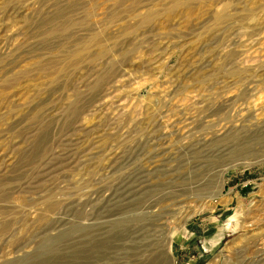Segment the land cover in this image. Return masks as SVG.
I'll use <instances>...</instances> for the list:
<instances>
[{
	"label": "rangeland",
	"instance_id": "rangeland-1",
	"mask_svg": "<svg viewBox=\"0 0 264 264\" xmlns=\"http://www.w3.org/2000/svg\"><path fill=\"white\" fill-rule=\"evenodd\" d=\"M147 231L264 264V0H0V264H130Z\"/></svg>",
	"mask_w": 264,
	"mask_h": 264
},
{
	"label": "bare ground",
	"instance_id": "bare-ground-1",
	"mask_svg": "<svg viewBox=\"0 0 264 264\" xmlns=\"http://www.w3.org/2000/svg\"><path fill=\"white\" fill-rule=\"evenodd\" d=\"M179 203V202H178ZM53 208V207H52ZM50 209V208H49ZM48 209V210H49ZM41 218V217H40ZM14 221V220H13ZM13 221L7 222L5 224L6 230H9L12 228L14 224ZM96 231V230H95ZM94 231V232H95ZM99 233V232H98ZM110 233V232H108ZM88 234V233H87ZM104 234V233H103ZM119 234V233H118ZM85 235V234H84ZM101 236V235H100ZM82 237V236H81ZM104 237V236H101ZM113 237V236H112ZM87 238V237H86ZM110 238V237H109ZM116 237H114L115 239ZM142 238H144V243L138 245V248L136 251L132 254L135 257V260L133 263L130 264H161L162 258H161V247L165 245L166 239H160L155 236L154 233L151 231H147V234L144 233L142 235ZM89 240L87 238V241L83 244V246L86 248L85 250L89 251L93 250V252H97L98 250H105V244L101 242V240L93 239ZM120 240V239H119ZM118 240V241H119ZM126 242L125 240H123ZM133 242V241H132ZM133 244V243H132ZM113 245V244H112ZM79 246V245H78ZM126 248V247H125ZM79 254L83 253V250L79 248ZM77 254V253H76ZM107 255V254H106ZM118 255V254H117ZM120 255V254H119ZM108 256V255H107ZM65 257V256H64ZM79 258V257H78ZM92 259V258H90ZM128 259V258H127ZM80 260V259H79ZM86 260V259H85ZM94 260V259H93ZM104 260V259H103ZM76 261V260H75ZM118 261V259H117ZM102 262V261H101ZM66 263V262H65ZM97 263V262H96ZM128 263V260H127ZM46 264V263H45ZM50 264V263H49ZM103 264H118V263H110L109 261L107 263Z\"/></svg>",
	"mask_w": 264,
	"mask_h": 264
}]
</instances>
